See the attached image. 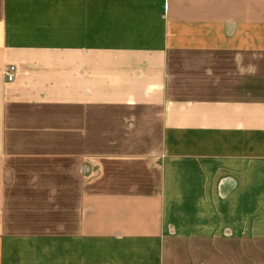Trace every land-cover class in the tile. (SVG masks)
I'll return each mask as SVG.
<instances>
[{
	"label": "crops",
	"instance_id": "obj_1",
	"mask_svg": "<svg viewBox=\"0 0 264 264\" xmlns=\"http://www.w3.org/2000/svg\"><path fill=\"white\" fill-rule=\"evenodd\" d=\"M0 264H264V0H0Z\"/></svg>",
	"mask_w": 264,
	"mask_h": 264
},
{
	"label": "rangeland",
	"instance_id": "obj_2",
	"mask_svg": "<svg viewBox=\"0 0 264 264\" xmlns=\"http://www.w3.org/2000/svg\"><path fill=\"white\" fill-rule=\"evenodd\" d=\"M11 216H12V219L18 220L19 222L25 220V213L20 212L18 210V207L16 208V210L9 213V220L10 221H11ZM38 230H40V229H38Z\"/></svg>",
	"mask_w": 264,
	"mask_h": 264
},
{
	"label": "built area",
	"instance_id": "obj_3",
	"mask_svg": "<svg viewBox=\"0 0 264 264\" xmlns=\"http://www.w3.org/2000/svg\"><path fill=\"white\" fill-rule=\"evenodd\" d=\"M14 71H15V67L11 66L6 74L8 77V80H12L14 78Z\"/></svg>",
	"mask_w": 264,
	"mask_h": 264
}]
</instances>
